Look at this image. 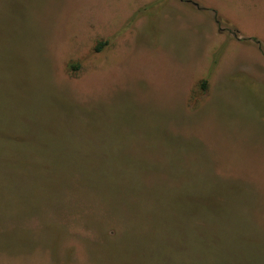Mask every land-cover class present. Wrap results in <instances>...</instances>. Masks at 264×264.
I'll list each match as a JSON object with an SVG mask.
<instances>
[{
  "label": "rangeland",
  "instance_id": "rangeland-1",
  "mask_svg": "<svg viewBox=\"0 0 264 264\" xmlns=\"http://www.w3.org/2000/svg\"><path fill=\"white\" fill-rule=\"evenodd\" d=\"M220 15L0 0V264H264V40Z\"/></svg>",
  "mask_w": 264,
  "mask_h": 264
},
{
  "label": "crops",
  "instance_id": "crops-1",
  "mask_svg": "<svg viewBox=\"0 0 264 264\" xmlns=\"http://www.w3.org/2000/svg\"><path fill=\"white\" fill-rule=\"evenodd\" d=\"M195 1H197L202 7L211 9L213 12H217L218 15L221 14L220 16L232 22V24L236 26L240 33L245 34L248 37H254L256 39L260 38L263 42V37L255 35V33L258 32L257 29L245 28L246 26L242 27L240 24V17L237 15L238 12L236 11L239 10L240 12L239 8H241L242 1L244 0H206L205 3H202L201 0Z\"/></svg>",
  "mask_w": 264,
  "mask_h": 264
},
{
  "label": "trees",
  "instance_id": "trees-1",
  "mask_svg": "<svg viewBox=\"0 0 264 264\" xmlns=\"http://www.w3.org/2000/svg\"><path fill=\"white\" fill-rule=\"evenodd\" d=\"M102 44H103V43H100V45H102ZM99 47H100V46H99ZM99 47H98V48H99Z\"/></svg>",
  "mask_w": 264,
  "mask_h": 264
}]
</instances>
